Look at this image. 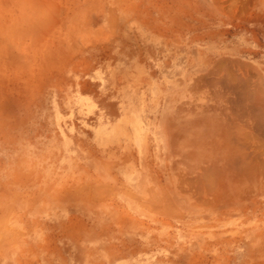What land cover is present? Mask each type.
Masks as SVG:
<instances>
[{
    "label": "rangeland",
    "instance_id": "rangeland-1",
    "mask_svg": "<svg viewBox=\"0 0 264 264\" xmlns=\"http://www.w3.org/2000/svg\"><path fill=\"white\" fill-rule=\"evenodd\" d=\"M33 1L0 0V264L46 263L55 246L74 247L71 262L80 247L88 262L113 261L136 245L131 231L173 247L177 238L154 232L221 230L208 222L222 217V190L202 176L205 143L182 148L174 124L205 117L208 86L224 72L256 80L247 64L207 57L225 38L208 30L207 13L237 17L244 0ZM240 29L264 53L257 25ZM163 119L166 141L149 122ZM130 164L142 179L126 185ZM192 240L224 244L221 233Z\"/></svg>",
    "mask_w": 264,
    "mask_h": 264
},
{
    "label": "crops",
    "instance_id": "crops-1",
    "mask_svg": "<svg viewBox=\"0 0 264 264\" xmlns=\"http://www.w3.org/2000/svg\"><path fill=\"white\" fill-rule=\"evenodd\" d=\"M244 1L247 3L246 0ZM242 10L239 11L237 17L229 18L220 16V13L213 16L207 13L206 27L208 30L213 26V34H217L220 30L223 31V35L225 33L220 51L216 52L213 49L207 57L208 60L212 58L213 61L217 59L224 62L237 61L247 64L253 68L250 70L253 73L249 71L248 78L256 80L248 81L247 85L243 86L242 82L239 84L226 81L227 76L224 72L223 80L219 81L218 85H215V80L213 81L212 92L210 91L211 86H208V94L212 93L213 96L206 104L205 117L196 115L191 119H180L179 123L174 124L173 137L176 141L180 140L182 148L188 142L194 146L198 143H205V154L202 156L208 159V168H211L212 163V168L215 170L214 166L220 161L221 167H224V170H221L223 172L222 184L215 185L214 177V186L208 185L210 190L215 188L222 190V217L211 219L208 216V222L221 221L222 229L206 232L187 229L166 231V233L160 230L154 232L158 236L169 234L165 237L177 238L178 240L175 241L177 245L173 247H152L148 241L149 233L151 234L152 231L136 230L131 231L136 238V245L131 247L132 251L126 257L121 256L113 261L88 262L82 257L85 252L81 250H85V247H80L79 261L71 262L70 255L77 253L73 251L76 249L69 246H55L52 249L53 253L57 254L56 258L46 263L36 264H264L262 261V255H264V121H262L264 120V53L260 51L258 42L253 43L251 40L245 42V38L241 36L240 25L246 15V11ZM197 20L199 21V18ZM200 21L202 22V18ZM213 77H215V71ZM224 87L227 90H224ZM149 122L154 125L155 136L161 137L162 135L163 140L166 141L167 129L165 128L171 124H168L165 119L158 123L151 122V120ZM228 129L232 132L230 133ZM196 156L198 157V154ZM225 166H229L228 171ZM214 170L213 176L215 175ZM199 233L207 234L208 237L221 233L224 244L218 247L203 245L198 240H192V237H198ZM188 237L190 240L186 239Z\"/></svg>",
    "mask_w": 264,
    "mask_h": 264
},
{
    "label": "bare ground",
    "instance_id": "bare-ground-1",
    "mask_svg": "<svg viewBox=\"0 0 264 264\" xmlns=\"http://www.w3.org/2000/svg\"><path fill=\"white\" fill-rule=\"evenodd\" d=\"M36 1V0H35ZM35 1H33L34 3H35ZM232 1H235V0H232ZM247 1V3L245 4V3H243V2H241V1H239L238 2V4H240V2H241V7L243 6L244 7V5H242V3L243 4H245V6L246 7H242L241 9H243V10H245L246 11V15L244 16V19H243V22L245 23V22H248V23H250V24H254V25H257V27H258V31L260 32L259 33V35H260V37H261V45L262 46H264V0H246ZM32 2V3H33ZM31 3V4H32ZM60 3V2H59ZM237 2H235V4H236ZM47 4V3H46ZM234 4V3H233ZM232 4V5H233ZM34 5V4H33ZM39 5V4H38ZM43 5H45V4H43ZM48 5V4H47ZM50 5V4H49ZM51 6V5H50ZM237 6V5H236ZM239 6V5H238ZM44 7H46V5L44 6ZM36 8H37V6H36ZM47 8V7H46ZM38 9V8H37ZM45 8H43V10H44ZM93 9V8H92ZM255 9V11L253 12V10ZM40 10V9H39ZM107 10V9H106ZM108 10H109V8H108ZM242 10V11H243ZM245 11H243V12H245ZM34 12H35V10H34ZM76 12H77V10H76ZM31 14V13H30ZM40 14V13H39ZM72 14V13H71ZM244 14V13H243ZM27 15H28V13H27ZM72 16V15H71ZM70 16V17H71ZM75 16V15H74ZM70 19V18H69ZM73 19V18H72ZM71 19V20H72ZM29 20H30V18H29ZM28 20V21H29ZM78 21V20H77ZM41 22V21H40ZM33 23V22H32ZM74 23H75V21H74ZM24 24H27V23H24ZM23 24V25H24ZM31 24V23H30ZM41 24V23H40ZM33 26H36V25H34V23L32 24ZM31 25V26H32ZM46 25V24H45ZM42 26H38V28H41ZM49 27H51V26H49ZM36 27H34L33 29H35ZM45 28H47V26L46 27H44V28H42V31H45L46 29ZM45 29V30H44ZM29 31V30H28ZM33 31V30H32ZM34 31H36V30H34ZM39 30H37L36 32H38ZM27 32V31H26ZM30 33H34V32H30ZM81 33H83L82 32V30H81ZM88 33V32H87ZM39 34H41L40 32H39ZM25 35V34H24ZM36 35H37V33H36ZM93 35V34H92ZM27 36V35H26ZM26 36H24L25 38H26ZM30 36L32 37V35L30 34ZM7 37V36H6ZM35 37H37V36H35ZM35 37H33V39L35 38ZM9 38V37H8ZM17 39H19V38H17ZM257 39H258V37H257ZM23 40V39H22ZM82 40V39H81ZM86 40V39H85ZM31 41H32V38H31V40L29 41V44L31 43ZM247 66V65H246ZM23 67V66H22ZM249 68H251L250 66H249ZM250 70H252V69H246V70H244L245 71V73H244V76H247L248 74H249V71ZM251 72V71H250ZM255 72V71H254ZM251 73H253V72H251ZM251 75V74H250ZM246 80V79H245ZM244 80V81H245ZM241 81V80H240ZM239 83V82H238ZM237 83V84H238ZM246 84V82H242V84ZM240 84V83H239ZM244 84H243V86H244ZM227 85V84H226ZM232 85V84H231ZM237 86V85H236ZM241 86V85H240ZM234 87V86H233ZM226 88L224 87V90H225ZM230 89H234V88H230ZM257 89V88H256ZM227 90V89H226ZM231 90V91H232ZM234 90H236V89H234ZM229 92V91H228ZM223 93V92H222ZM230 94V93H229ZM250 94V93H249ZM253 96V95H252ZM255 96V95H254ZM253 96V97H254ZM247 97V96H246ZM261 98V97H260ZM232 99V98H231ZM235 99V98H234ZM251 99V98H250ZM260 100V99H259ZM229 101V100H228ZM256 101V100H255ZM254 101V102H255ZM258 101V100H257ZM230 102V101H229ZM249 103V102H248ZM250 104V103H249ZM244 105V104H243ZM248 105V104H247ZM230 107V106H229ZM243 107V106H242ZM228 108V107H227ZM241 108V107H240ZM245 108V107H244ZM224 109V108H223ZM242 109V108H241ZM230 110V109H229ZM236 110V109H235ZM240 111V110H239ZM243 112V111H242ZM241 113V112H240ZM249 113V112H248ZM233 114V113H232ZM249 115H251L252 116V114H250L249 113ZM250 116V117H251ZM261 119V118H260ZM227 120V119H226ZM231 120V119H230ZM229 120V121H230ZM228 121V120H227ZM262 121H264V120H262ZM230 125V124H229ZM235 125V124H234ZM232 127H233V125H231ZM228 127V126H227ZM231 128V127H230ZM227 129V128H226ZM229 130V129H228ZM238 130V129H237ZM244 130V129H243ZM230 131V130H229ZM232 131H230V133H231ZM243 133V132H242ZM247 133V132H246ZM234 134V133H233ZM241 134V133H240ZM248 135V134H247ZM227 136V135H226ZM229 136H231V135H229ZM243 136V135H242ZM228 138V137H227ZM231 139V138H230ZM223 140H225L224 138H223ZM237 140H239V139H237ZM230 141V140H229ZM232 141H234V140H232ZM212 146V145H211ZM210 146V147H211ZM228 146H231V145H228ZM262 147V146H261ZM176 148V147H175ZM233 148V147H232ZM177 149H178V147H177ZM176 149V150H177ZM227 149V148H226ZM234 149H235V147H234ZM230 150H233V149H231L230 148ZM258 150V149H257ZM235 152V151H234ZM236 152H237V150H236ZM243 152V151H242ZM176 153V152H175ZM230 153V152H229ZM239 153V152H238ZM171 153H169V155H170ZM180 154H181V152H180ZM180 154H179V156H180ZM236 154V153H235ZM166 155V154H165ZM182 155V157L184 156L183 154H181ZM202 154H200V156H201ZM230 155V154H229ZM253 155V154H252ZM171 157L173 156L172 154L170 155ZM191 156V155H190ZM193 156V155H192ZM198 156H199V154H198ZM207 156V155H206ZM249 156L251 157V155L249 154ZM165 157H167V155L165 156ZM187 157H189V156H187ZM205 157V156H204ZM208 157V156H207ZM156 159H157V157H156ZM186 159V158H185ZM225 159V158H224ZM249 159V158H248ZM180 160H183V158L181 159V157H180ZM216 160V159H215ZM226 160H227V158H226ZM178 161V160H177ZM177 161H175L176 163H177ZM186 161V160H185ZM210 161V160H209ZM232 161H233V159H232ZM242 161V160H241ZM249 161V160H248ZM187 162V161H186ZM202 162V161H201ZM210 162H212V161H210ZM213 162L215 163V161L213 160ZM227 162V161H226ZM169 162L168 161H166V159L163 161V164H162V166L161 165H159V167H160V169H161V171H163L164 173H165V175H167L166 174V169H167V164H168ZM229 163H231V162H229ZM228 163V164H229ZM236 163V162H235ZM238 163V162H237ZM251 163V162H250ZM182 164L184 165V161L182 162ZM239 164V163H238ZM255 164H257V163H255ZM177 165V164H176ZM186 166H188V165H186ZM199 166V165H198ZM206 168H203V170L204 171H206V174H205V172H203V175H202V173H201V175L204 177L205 175V178H206V181L207 180H209L208 178H211V177H213V178H211V179H214V177H215V175H217V174H219V173H221V171L219 172L218 171V169H216V170H214V168H208L209 167V165H204ZM203 166V167H204ZM216 166V165H215ZM214 166V167H215ZM245 166V165H244ZM260 166V165H259ZM201 167V166H200ZM225 167H227L226 168V170L228 171V168H229V166H225ZM224 167H222V169H223ZM256 168H258V166L256 167ZM179 169H180V167H179ZM187 169H188V167H187ZM193 169V168H192ZM200 169V168H199ZM242 169V168H241ZM201 170V169H200ZM202 170V171H203ZM213 170H214V176H212V175H209L211 172H213ZM224 170V169H223ZM249 170V169H248ZM258 170V169H257ZM169 171V170H168ZM199 171V170H198ZM211 171V172H210ZM241 171V170H240ZM246 171V170H245ZM180 172V171H179ZM200 173V172H199ZM223 173V172H222ZM221 173V174H222ZM228 173V172H227ZM237 173H239L238 172V170H237ZM178 174V173H177ZM182 174H184V173H182ZM213 174V173H212ZM220 174V175H221ZM207 175H209V177L207 176ZM230 175V174H229ZM176 176V175H175ZM178 176L179 175H177V179H178ZM182 176V175H181ZM184 176V175H183ZM201 176V181L202 180H204V179H202L203 177ZM211 176V177H210ZM171 177V176H170ZM223 177V176H222ZM147 178H148V176H147ZM191 178H193V176L191 177ZM123 179V181H125V184L126 185H133L132 183H131V181H135L136 179L139 181V182H141L140 180L142 179V176L139 174V172H138V170H137V168L134 166V164H130V171L126 174V176L124 177V178H122ZM170 179V178H169ZM184 179L185 178H183V180H182V178H181V181H184ZM187 179H188V177H187ZM210 179V180H211ZM218 180H216V182H219L220 181V179L221 178H217ZM145 180H147V179H145ZM180 180V179H179ZM189 183L191 184H193L194 182H192V179H190L189 178ZM195 180V179H194ZM200 179H198V181H197V176H196V180H195V184H196V181H197V185L199 186L200 184L202 185V182H200L199 181ZM205 181V182H206ZM177 182V181H176ZM205 182H203V184L204 185H207V182L205 183ZM172 183V182H171ZM171 183H169V184H171ZM178 183V182H177ZM198 183H200V184H198ZM137 185V184H136ZM212 185V184H211ZM214 186V185H213ZM211 187V186H210ZM217 187V186H216ZM208 188V187H207ZM206 188V189H207ZM205 189V190H206ZM192 190V189H191ZM190 190V191H191ZM109 191V190H108ZM82 191L80 190V193H81ZM195 192V191H194ZM121 193V192H120ZM128 193V192H127ZM152 193V192H151ZM201 193V192H200ZM77 194V193H76ZM79 194V193H78ZM86 194V193H85ZM100 194V193H99ZM187 194V193H186ZM88 195V194H87ZM94 195V194H93ZM153 195V194H152ZM166 195V194H165ZM163 196V198L164 197H166V196ZM132 196V195H131ZM99 197V196H98ZM130 197V196H129ZM132 197H135L134 195L132 196ZM135 198H138L139 199V197L138 196H136ZM146 201L148 200V198L147 199H145ZM204 200V199H203ZM202 200V201H203ZM195 201V200H194ZM161 202V201H160ZM167 202L168 201H166V204H167ZM201 202V201H200ZM151 203V202H150ZM153 203H156V202H153ZM141 205H142V203H140ZM168 204H170V202L168 203ZM167 204V206H169ZM193 204V203H192ZM11 205V204H10ZM13 205V204H12ZM150 205V204H149ZM160 205V204H159ZM164 205V204H163ZM172 205V204H171ZM195 205V204H194ZM144 206H146V204L144 205ZM165 206V205H164ZM11 206H9V208H10ZM171 207V206H170ZM17 208V207H16ZM7 209H8V207H7ZM148 209H150V206H149V208ZM175 209V208H174ZM7 212H8V210H7Z\"/></svg>",
    "mask_w": 264,
    "mask_h": 264
}]
</instances>
